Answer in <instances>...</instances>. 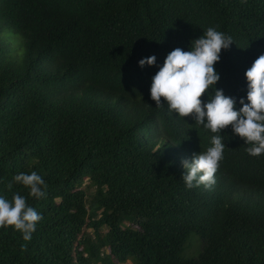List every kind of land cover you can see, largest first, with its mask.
<instances>
[{
    "label": "trees",
    "instance_id": "16d2710c",
    "mask_svg": "<svg viewBox=\"0 0 264 264\" xmlns=\"http://www.w3.org/2000/svg\"><path fill=\"white\" fill-rule=\"evenodd\" d=\"M209 27L233 39L215 87L238 110L264 0H0V196L43 216L30 241L0 227V264H264V153L151 99L166 56ZM214 135L216 182L189 189L182 161ZM32 171L45 197L13 180Z\"/></svg>",
    "mask_w": 264,
    "mask_h": 264
},
{
    "label": "clouds",
    "instance_id": "9594fccd",
    "mask_svg": "<svg viewBox=\"0 0 264 264\" xmlns=\"http://www.w3.org/2000/svg\"><path fill=\"white\" fill-rule=\"evenodd\" d=\"M232 43L231 36L209 27L191 42L190 50H172L152 77L151 99L157 107H163L166 101L170 113L182 118L191 116L196 124L212 133H221L231 125L233 132L251 145L246 151L260 156L264 153V54L255 59L245 73L248 102L240 98L243 107L237 110L236 99L215 87L221 77L214 65L221 59L222 49H229ZM156 62V56L152 55L141 59L139 65L152 66ZM210 88L214 94H210L205 103L201 97ZM211 144L206 151L195 153L191 160L182 161L186 169L182 177L189 189L200 185L211 188L216 182L215 173L223 159L225 144L221 135L212 136ZM13 180L28 187L31 197L42 198L47 194V184L36 171L17 174ZM7 187L11 190L12 183ZM42 219V214L28 206L26 198L19 193L13 195L11 202L0 196V227L14 226L23 233L24 240L30 241Z\"/></svg>",
    "mask_w": 264,
    "mask_h": 264
},
{
    "label": "rangeland",
    "instance_id": "374dc122",
    "mask_svg": "<svg viewBox=\"0 0 264 264\" xmlns=\"http://www.w3.org/2000/svg\"><path fill=\"white\" fill-rule=\"evenodd\" d=\"M90 193L93 192L92 190L89 191Z\"/></svg>",
    "mask_w": 264,
    "mask_h": 264
}]
</instances>
